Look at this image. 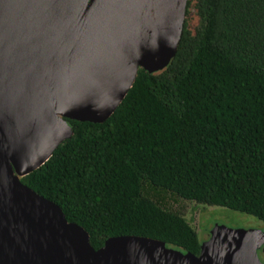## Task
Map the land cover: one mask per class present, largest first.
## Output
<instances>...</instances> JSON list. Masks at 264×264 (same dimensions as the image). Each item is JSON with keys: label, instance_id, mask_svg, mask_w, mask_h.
I'll return each instance as SVG.
<instances>
[{"label": "trees", "instance_id": "16d2710c", "mask_svg": "<svg viewBox=\"0 0 264 264\" xmlns=\"http://www.w3.org/2000/svg\"><path fill=\"white\" fill-rule=\"evenodd\" d=\"M184 15L165 68H139L105 121L66 119L72 135L21 177L95 249L134 235L198 254L189 203L264 224V0H187Z\"/></svg>", "mask_w": 264, "mask_h": 264}, {"label": "water", "instance_id": "95a60500", "mask_svg": "<svg viewBox=\"0 0 264 264\" xmlns=\"http://www.w3.org/2000/svg\"><path fill=\"white\" fill-rule=\"evenodd\" d=\"M187 0H0V264H264V229L215 224L198 254L121 235L95 249L21 181L175 55Z\"/></svg>", "mask_w": 264, "mask_h": 264}, {"label": "rangeland", "instance_id": "374dc122", "mask_svg": "<svg viewBox=\"0 0 264 264\" xmlns=\"http://www.w3.org/2000/svg\"><path fill=\"white\" fill-rule=\"evenodd\" d=\"M185 209L184 212L192 224L195 225L201 241L208 238V232L215 224H223L228 227L236 228L254 227L264 229V224L256 218L226 208L215 206H194V204L189 203L185 206ZM259 257L263 261L264 255L260 254Z\"/></svg>", "mask_w": 264, "mask_h": 264}, {"label": "flooded vegetation", "instance_id": "af4514ba", "mask_svg": "<svg viewBox=\"0 0 264 264\" xmlns=\"http://www.w3.org/2000/svg\"><path fill=\"white\" fill-rule=\"evenodd\" d=\"M209 231H210V230H209ZM208 236H209V232H208ZM260 249H261V248H260ZM260 249H258V254H259V250H260ZM259 256H260V254H259ZM261 258H263V257H261ZM263 261H264V259H263Z\"/></svg>", "mask_w": 264, "mask_h": 264}]
</instances>
